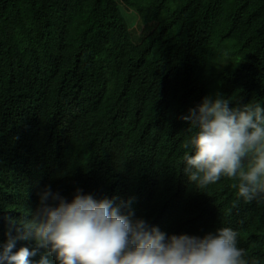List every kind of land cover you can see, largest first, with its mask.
I'll list each match as a JSON object with an SVG mask.
<instances>
[{
  "label": "trees",
  "instance_id": "1",
  "mask_svg": "<svg viewBox=\"0 0 264 264\" xmlns=\"http://www.w3.org/2000/svg\"><path fill=\"white\" fill-rule=\"evenodd\" d=\"M202 94L264 107V0H0V222L34 212L46 188L110 197L114 165L127 170L113 181H142L132 159H150L156 183L114 195L135 217L169 209L167 224L196 236L230 226L264 264V198L237 201L228 178L199 189L182 171L181 117ZM200 210L215 219L184 213Z\"/></svg>",
  "mask_w": 264,
  "mask_h": 264
},
{
  "label": "clouds",
  "instance_id": "2",
  "mask_svg": "<svg viewBox=\"0 0 264 264\" xmlns=\"http://www.w3.org/2000/svg\"><path fill=\"white\" fill-rule=\"evenodd\" d=\"M214 68L217 76L220 70ZM196 99L200 103L181 117L190 130L182 158L187 181L204 189L228 178L236 181L237 201L264 198V107L259 102L230 106L231 100L219 94ZM132 161L130 174L143 180L133 176L113 181L127 170L119 162L106 177L114 185L110 197L96 200L77 189L68 201L46 188L39 193L34 212L0 222V264H250L245 250L238 247V232L230 226L196 236L170 227L169 209L146 219L135 217L114 195L148 188L159 179V172L155 160ZM193 191L185 188L181 197L187 207L199 209ZM166 198L168 206H175L178 198ZM184 213L198 221L215 219L209 210Z\"/></svg>",
  "mask_w": 264,
  "mask_h": 264
}]
</instances>
